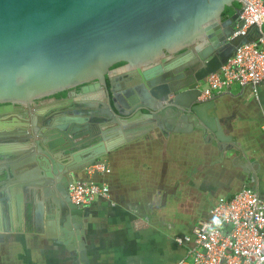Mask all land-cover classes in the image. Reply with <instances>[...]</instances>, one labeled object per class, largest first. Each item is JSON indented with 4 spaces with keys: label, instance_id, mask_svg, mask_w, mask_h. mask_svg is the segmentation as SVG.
<instances>
[{
    "label": "water",
    "instance_id": "water-1",
    "mask_svg": "<svg viewBox=\"0 0 264 264\" xmlns=\"http://www.w3.org/2000/svg\"><path fill=\"white\" fill-rule=\"evenodd\" d=\"M235 4L242 0H0V144L27 153L1 175L9 187L0 185V233L57 224L65 245L80 243L84 262L90 212L61 189L156 130L232 141L222 106L199 98L209 76L260 38L252 27L233 39L241 11L223 15ZM79 85L96 98L62 116L33 117L38 101ZM19 112L29 120H4Z\"/></svg>",
    "mask_w": 264,
    "mask_h": 264
},
{
    "label": "crops",
    "instance_id": "crops-1",
    "mask_svg": "<svg viewBox=\"0 0 264 264\" xmlns=\"http://www.w3.org/2000/svg\"><path fill=\"white\" fill-rule=\"evenodd\" d=\"M229 89L211 99L222 106L219 119L232 141L218 145L198 132L167 138L156 130L109 153L103 162L110 174L88 176L85 171L77 179L110 190L109 199L87 208L91 230L84 241L86 261L81 260L80 243L65 245L58 225L47 223L39 233L15 225L13 232L0 233V264H176L185 258L194 245H178L176 238L192 237L195 226L213 220L215 205L244 189L264 197V83L255 89ZM48 102L31 109L34 118L67 112L73 104ZM15 116L20 124L29 120L21 112L3 117ZM20 147L1 146L2 188L9 187L2 173L27 156Z\"/></svg>",
    "mask_w": 264,
    "mask_h": 264
},
{
    "label": "built area",
    "instance_id": "built-area-1",
    "mask_svg": "<svg viewBox=\"0 0 264 264\" xmlns=\"http://www.w3.org/2000/svg\"><path fill=\"white\" fill-rule=\"evenodd\" d=\"M242 27L233 39L244 37L252 27L259 30L255 43L242 46L233 59L216 74L209 76L201 86L200 101L233 85L255 89L264 83V0H242L239 18ZM105 162L86 169V175H107ZM71 203L81 208L91 207L97 200L109 199L105 185L74 181L68 187ZM211 221L195 226L192 237H178V245L193 244L186 257L176 264H264V197L244 189L240 194L215 205Z\"/></svg>",
    "mask_w": 264,
    "mask_h": 264
},
{
    "label": "flooded vegetation",
    "instance_id": "flooded-vegetation-1",
    "mask_svg": "<svg viewBox=\"0 0 264 264\" xmlns=\"http://www.w3.org/2000/svg\"><path fill=\"white\" fill-rule=\"evenodd\" d=\"M242 7L238 10L241 11ZM123 64H118L116 66L113 67V69H116V68H119V67H122ZM148 71H153L155 70V63L151 64L150 66H148L147 68ZM138 75V74H137ZM95 82H89L87 85H91V84H94ZM85 86V85H79V86H75L73 88H70L68 90H65V96L64 97H59V96H56L58 93L54 94V95H51V96H48L46 98H43L41 99L40 101H38L34 106L33 108H36V107H40L41 105L44 106V105H48V101H54V102H63V103H67V101L69 100H72L73 101V104H77V103H80V104H88L90 102V100L88 99V95L84 94L81 92V88ZM61 93V92H59ZM74 99V100H73ZM105 101V99H103ZM68 108H64L63 111H67ZM71 110V109H70ZM69 110V111H70ZM67 111V112H69ZM66 112V113H67ZM55 113H59V111L55 112ZM62 113H65V112H62ZM62 113L60 112L58 116H62ZM13 118V117H12ZM11 118V119H12ZM25 130V129H24ZM39 134H42L43 132L42 131H38ZM35 134V135H39V134ZM54 133V132H53ZM52 133V135H53ZM152 135H155V133H152ZM42 137H44V135H42ZM31 140L33 141H36L34 138H31ZM59 164H62V161H59L58 162ZM74 182V181H73ZM72 182V183H73ZM67 192V195H68V189L65 190V189H61L60 190V193L61 194H65Z\"/></svg>",
    "mask_w": 264,
    "mask_h": 264
},
{
    "label": "trees",
    "instance_id": "trees-1",
    "mask_svg": "<svg viewBox=\"0 0 264 264\" xmlns=\"http://www.w3.org/2000/svg\"><path fill=\"white\" fill-rule=\"evenodd\" d=\"M241 5L240 4H235L232 8H227L224 15H223V19L224 20H228L229 18L233 17L236 10L240 9ZM56 96L59 97H64L65 96V92L62 91L61 93H58Z\"/></svg>",
    "mask_w": 264,
    "mask_h": 264
},
{
    "label": "rangeland",
    "instance_id": "rangeland-1",
    "mask_svg": "<svg viewBox=\"0 0 264 264\" xmlns=\"http://www.w3.org/2000/svg\"><path fill=\"white\" fill-rule=\"evenodd\" d=\"M77 182H82V183H88L87 181H78V180H76Z\"/></svg>",
    "mask_w": 264,
    "mask_h": 264
}]
</instances>
